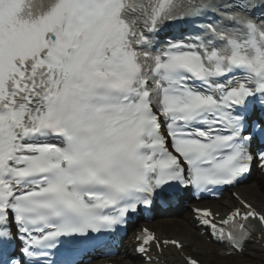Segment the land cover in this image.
<instances>
[{"label": "snow or ice", "instance_id": "6c2138e0", "mask_svg": "<svg viewBox=\"0 0 264 264\" xmlns=\"http://www.w3.org/2000/svg\"><path fill=\"white\" fill-rule=\"evenodd\" d=\"M244 185L190 223L264 258V0H0V264H203L146 225Z\"/></svg>", "mask_w": 264, "mask_h": 264}, {"label": "bare ground", "instance_id": "6f19581e", "mask_svg": "<svg viewBox=\"0 0 264 264\" xmlns=\"http://www.w3.org/2000/svg\"><path fill=\"white\" fill-rule=\"evenodd\" d=\"M256 196L253 194V192H250L249 189H245L241 191L242 195L248 196L250 199L254 198L255 202H260L261 197L258 192H255ZM220 205L217 207V210L220 209ZM154 224H157L158 226V232H161L165 234L166 232H171L173 234H177L179 238L184 239L185 243L188 242V247H197L199 249L206 248V245L202 243V241L195 235V231H188L187 227L190 228V221L189 220H180V219H162L159 221H156ZM214 251L212 250L211 253ZM252 255L260 256L259 253L253 252ZM124 264H130V262L124 263Z\"/></svg>", "mask_w": 264, "mask_h": 264}, {"label": "rangeland", "instance_id": "374dc122", "mask_svg": "<svg viewBox=\"0 0 264 264\" xmlns=\"http://www.w3.org/2000/svg\"><path fill=\"white\" fill-rule=\"evenodd\" d=\"M169 235H173V236H177L176 234H169ZM203 243L205 245H209L208 243H206L205 241H203ZM192 254H197L200 255V258L202 260H204L205 262L208 263H216L217 264H232L233 261H239L238 258H232L231 260L229 259H222V257H220L219 253H209L210 249L206 248V249H197V247L195 248H191L190 249ZM244 264H257V263H253L252 261H248V260H244Z\"/></svg>", "mask_w": 264, "mask_h": 264}]
</instances>
